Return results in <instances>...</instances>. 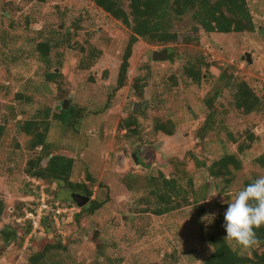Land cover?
Segmentation results:
<instances>
[{
	"label": "rangeland",
	"instance_id": "1",
	"mask_svg": "<svg viewBox=\"0 0 264 264\" xmlns=\"http://www.w3.org/2000/svg\"><path fill=\"white\" fill-rule=\"evenodd\" d=\"M247 1L255 33L207 34L187 17L176 23L175 44L139 40L127 86L117 91L132 35L121 22L89 0H0V200L6 204L0 222V264H29L33 241L39 243L36 250L60 241L66 247L50 264H203L205 237H226L227 201L247 181L264 176V167L257 163L264 156V0ZM192 37L198 42L187 43ZM49 41L54 46L43 59L37 47ZM163 49L171 59L154 62V52ZM247 54L252 64L243 60ZM200 59L205 61L204 77L196 84L184 68ZM239 82H246L261 99L260 112L246 115L234 107ZM134 84L142 88V96ZM65 101L66 111L79 116L75 127L57 118ZM46 118L51 152L75 159L71 181L92 192L85 208L101 207L93 214L82 213L84 208L72 199L75 192L40 181L54 197L55 208L76 207L78 212L74 219L47 217V236L32 233L22 243L25 229L20 225L28 220L18 215L24 208L36 209L42 199L37 194L41 187L26 169L42 147L31 150L32 137L20 126ZM209 119L214 129L205 131ZM134 120L137 125L130 130L120 127ZM169 121L176 125L174 136L156 131V123ZM249 133L256 135L255 142L238 154L243 168L235 171V180L222 195L223 181L213 179L208 167L199 168L194 157L211 164L236 154L238 146L231 137L242 143L241 137ZM159 173L168 179L185 178L187 173L179 183L190 193L189 205L163 216L154 214L161 205L148 178ZM208 213L216 214L215 221L202 223ZM3 231L17 236H3ZM232 246L252 256L250 249Z\"/></svg>",
	"mask_w": 264,
	"mask_h": 264
},
{
	"label": "trees",
	"instance_id": "2",
	"mask_svg": "<svg viewBox=\"0 0 264 264\" xmlns=\"http://www.w3.org/2000/svg\"><path fill=\"white\" fill-rule=\"evenodd\" d=\"M98 8L102 9L113 19L121 22L127 27L132 35L129 44L126 48L123 61L120 67L117 91L123 90L127 86L130 60L133 56L134 46L139 40H145L158 46H166L175 44L179 41V35L174 30L176 23L190 17L195 26L201 28L207 34H245L255 33L256 25L251 9L247 0H89ZM194 36H197L196 33ZM194 38V39H192ZM186 40L187 43L198 42V37H192ZM51 42L40 43L37 47L38 52L43 59H48L51 50L53 49ZM205 65L203 59L195 62H190L185 68L184 72L187 77L200 84L204 75L202 74V67ZM55 76V75H50ZM133 89L136 93L142 96V88L134 84ZM23 98L22 95L19 96ZM22 100V99H20ZM211 114L214 116V103L209 100L207 103ZM234 107L246 115L258 113L262 110L263 103L261 99L254 93L246 82H239L236 87L233 100ZM78 115L73 110L63 111L60 116L61 121L75 127V120ZM137 122L126 121L120 125L125 130H130L132 126H136ZM21 132L27 136H31V150H36L42 147V151L28 162L26 174L32 178L53 185L57 184L62 188L68 189L75 193H82L88 197H92V192L85 184L73 183L71 181L75 159L63 155H54L51 152V146L48 144V133L50 131L49 119L43 121H29L20 126ZM155 129L157 132H162L168 136H174L176 125L172 121L168 123H156ZM213 130L211 120H207L203 130ZM4 136V126H0V144ZM243 139L239 143L236 139L231 137V141L236 144V154H226L219 160L208 163L207 160L201 159L199 155H195L194 159L199 168L208 167L209 175L216 180H222L224 187L220 193H226L235 180V171H240L243 168V160L239 155H243L249 151L255 142L256 135L249 133L247 136L241 137ZM239 154V155H238ZM46 162V166H44ZM257 163L264 167V156L257 159ZM188 177L187 173L184 174ZM90 182H95L92 175H88ZM184 177L180 179H168L163 173H159L157 177H149L148 185L152 189V195L158 200L161 207L157 209L154 214L156 216H163L167 213L179 210L183 205H189L188 193L179 182L185 180ZM254 178L245 183V187L254 182ZM181 180V181H180ZM187 184L193 191V180L188 179ZM129 186V185H128ZM129 188H131L129 186ZM38 194V193H37ZM48 196L50 197L48 191ZM54 197H50V204H55ZM35 206V202L33 203ZM37 207V205H36ZM101 205H94L90 209L84 208L82 213L89 210L91 214L96 212ZM32 208L31 210H33ZM6 204L0 200V222L5 213ZM80 215V214H79ZM26 216L25 208L23 213L18 215V218ZM78 218V217H77ZM48 221V219H47ZM46 222V221H45ZM25 229L23 232L22 243L33 231L32 221H26L24 225H20ZM47 228V225H46ZM260 244L251 248L252 256L241 254L238 250L233 248L228 242L224 240L223 236L210 235L205 237L206 249L204 251L203 264H264V226L254 229ZM3 236H17L14 231L9 233L3 231ZM38 235H43L38 233ZM37 235V236H38ZM47 235H45L46 237ZM36 237V236H35ZM61 237V236H60ZM34 238H32L33 241ZM38 242L33 241L31 244L33 255L29 258V264H50L51 257L66 250L63 243L57 242L50 245H45L43 249L36 250ZM41 244V243H40ZM35 245V246H34ZM29 247V248H30ZM36 250V251H35Z\"/></svg>",
	"mask_w": 264,
	"mask_h": 264
},
{
	"label": "clouds",
	"instance_id": "3",
	"mask_svg": "<svg viewBox=\"0 0 264 264\" xmlns=\"http://www.w3.org/2000/svg\"><path fill=\"white\" fill-rule=\"evenodd\" d=\"M227 204L224 213V240L241 251L259 245L254 229L264 226V176L236 192ZM215 219V213H208L201 218V222L211 224Z\"/></svg>",
	"mask_w": 264,
	"mask_h": 264
},
{
	"label": "built area",
	"instance_id": "4",
	"mask_svg": "<svg viewBox=\"0 0 264 264\" xmlns=\"http://www.w3.org/2000/svg\"><path fill=\"white\" fill-rule=\"evenodd\" d=\"M32 182L36 184V186L41 187V190L38 192V194L41 195V198H42L40 199L41 202L40 204L38 203L37 208L35 207L36 209L29 210V212H25L26 216L23 217L25 218V220L32 221L33 223L32 233H35V234L41 233L43 235L46 234L47 224L45 221H47V217H53L56 220H59L60 218L63 220H66L68 218L74 219V217L76 216V213L78 212L76 207L66 208L67 210H65L64 208H59V207L55 208L54 205L50 204L49 202L50 197L48 196V194L46 195L47 192H45V188H42L43 185L41 184L40 180H39L40 183H37L38 180L36 179H33ZM61 234L60 236L62 238H65Z\"/></svg>",
	"mask_w": 264,
	"mask_h": 264
},
{
	"label": "water",
	"instance_id": "5",
	"mask_svg": "<svg viewBox=\"0 0 264 264\" xmlns=\"http://www.w3.org/2000/svg\"><path fill=\"white\" fill-rule=\"evenodd\" d=\"M170 59H171V55L168 49H163L161 51H155L153 54L154 62L169 61ZM243 60H247L249 64L253 63L251 54H247L246 57L243 58ZM68 108H69V102L65 101L62 109L66 111ZM134 111L138 112L137 108ZM134 159L138 163V158L136 154H134ZM72 199L76 203V205L82 209L85 208L90 202L89 197L82 195V194H78V193L72 194Z\"/></svg>",
	"mask_w": 264,
	"mask_h": 264
}]
</instances>
